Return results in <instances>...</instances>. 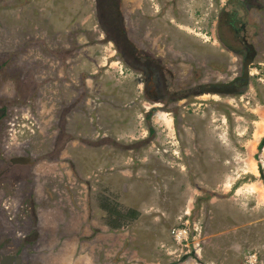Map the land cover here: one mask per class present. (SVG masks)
I'll use <instances>...</instances> for the list:
<instances>
[{
	"label": "rangeland",
	"instance_id": "rangeland-1",
	"mask_svg": "<svg viewBox=\"0 0 264 264\" xmlns=\"http://www.w3.org/2000/svg\"><path fill=\"white\" fill-rule=\"evenodd\" d=\"M107 1L0 0V210L71 217L67 264H264V0Z\"/></svg>",
	"mask_w": 264,
	"mask_h": 264
},
{
	"label": "flooded vegetation",
	"instance_id": "flooded-vegetation-1",
	"mask_svg": "<svg viewBox=\"0 0 264 264\" xmlns=\"http://www.w3.org/2000/svg\"><path fill=\"white\" fill-rule=\"evenodd\" d=\"M106 6L107 8H109V12L114 13L117 20L115 25L116 27H118L120 34L124 36V28L121 18V0H108ZM125 42L129 44L128 41ZM244 43L245 48L248 49L245 61L253 53L254 60L257 55L255 47L253 46V44L248 43L246 39H244ZM123 53L125 54L124 50ZM135 54L136 57L139 58L138 62L141 68H143V70L145 71L147 70L150 75L152 74L153 80L155 79L154 83L148 82V87H151L150 89L152 91L151 94L153 95V97L157 98L161 96V90H163V93H165L166 95L171 94V91L168 88L169 86L166 85V80L163 77L167 68L159 63V61H147L148 63H145V60H143V54L139 50H137ZM245 61L243 62L241 76L234 77L230 82H215L210 84H203L200 85V88L203 90H220L223 92H234L241 90L246 83L245 79L242 78L245 69ZM174 92L175 91H173V93ZM188 95L189 93H183L180 95L173 94L172 98L176 99L180 96H184L183 98H185ZM13 159L11 160L12 163L10 162L0 171V180L3 178L4 180L9 179V181L12 182V180L14 181V178L23 177V174L28 177L33 174V171L31 170H28L27 173H24V168H21L23 164L13 162ZM10 213L12 212H3L0 210V264H57L58 260H54V258L52 257L60 256V254L65 251L61 250L63 248L62 246H64L65 244L64 242L58 245L55 242L52 243V234H58L61 227L64 228V230H62V233L65 235H69L71 232H74V230L71 228V217L66 218L61 214L56 215L54 214L55 212L48 210H31L28 214L25 212L23 213L24 215L17 217V212H13V216H10ZM12 219L16 220L13 222ZM16 231H20L19 233H17V235H22V238H9L10 234H15ZM32 231H34L33 239L31 236ZM4 235L9 236L3 239ZM66 238H72V236H67ZM32 245L33 249L35 250V252L33 253L27 251V249ZM24 252L29 255V257L28 255H25L28 258L27 260H25Z\"/></svg>",
	"mask_w": 264,
	"mask_h": 264
},
{
	"label": "water",
	"instance_id": "water-1",
	"mask_svg": "<svg viewBox=\"0 0 264 264\" xmlns=\"http://www.w3.org/2000/svg\"><path fill=\"white\" fill-rule=\"evenodd\" d=\"M253 55L254 53L249 57L247 58V60L245 61V64H244V74H243V79H245V82L247 83L248 82V79H249V75H250V65L251 63L253 62ZM13 162H18V163H32L30 158L28 157H23V156H19L17 158H14L13 159Z\"/></svg>",
	"mask_w": 264,
	"mask_h": 264
},
{
	"label": "bare ground",
	"instance_id": "bare-ground-1",
	"mask_svg": "<svg viewBox=\"0 0 264 264\" xmlns=\"http://www.w3.org/2000/svg\"><path fill=\"white\" fill-rule=\"evenodd\" d=\"M69 249V248H68ZM70 252V251H69ZM66 252L64 251L61 255H60V258L61 259H63L64 261H65V263L63 262V264H67L68 263V261L69 260H71V259H69V260H67V258H68V255L66 256V254H65ZM56 257V258H55ZM52 258H54V260H60V258H59V256H54V257H52ZM80 260H82V259H80ZM80 260H78V262H80ZM84 260V259H83ZM54 262V261H53ZM60 262H61V260H60ZM60 262H59V264H60ZM81 264V263H80Z\"/></svg>",
	"mask_w": 264,
	"mask_h": 264
},
{
	"label": "trees",
	"instance_id": "trees-1",
	"mask_svg": "<svg viewBox=\"0 0 264 264\" xmlns=\"http://www.w3.org/2000/svg\"><path fill=\"white\" fill-rule=\"evenodd\" d=\"M114 21L117 22L116 17H115ZM109 27H110V26H109ZM116 28L118 29V27H116ZM118 31H119V29H118Z\"/></svg>",
	"mask_w": 264,
	"mask_h": 264
}]
</instances>
